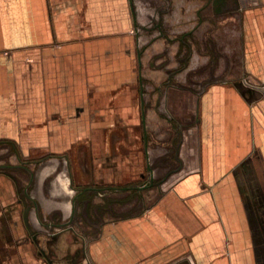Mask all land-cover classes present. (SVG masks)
I'll return each mask as SVG.
<instances>
[{"label":"crops","instance_id":"obj_1","mask_svg":"<svg viewBox=\"0 0 264 264\" xmlns=\"http://www.w3.org/2000/svg\"><path fill=\"white\" fill-rule=\"evenodd\" d=\"M200 1L178 5L188 27L195 7L209 10ZM244 1L234 8L231 0V13L214 18L217 28L199 20L191 48L177 40L174 63L165 0L160 22L149 24L138 0H0V147L36 170L16 165L31 174L29 187L36 183L34 205L18 207L19 225L9 221L11 206L2 208L0 264H50L29 248L42 225L55 226L39 240L55 264H264V0ZM146 31L154 34L144 43ZM158 43L162 52L147 60ZM146 66L165 77L153 81ZM191 67L196 79L184 83ZM123 133L125 141L106 138ZM35 150L66 156L43 164ZM63 164L71 183L82 184L67 216L77 197L99 198L105 186L119 192L111 208L128 202V215L101 223L96 237L78 233L74 217L42 222L59 207L47 192L73 191ZM148 178L161 194L137 186ZM139 189L150 200L143 208Z\"/></svg>","mask_w":264,"mask_h":264},{"label":"rangeland","instance_id":"obj_2","mask_svg":"<svg viewBox=\"0 0 264 264\" xmlns=\"http://www.w3.org/2000/svg\"><path fill=\"white\" fill-rule=\"evenodd\" d=\"M205 0H201V4L204 3ZM258 0H245L244 2H246V4H254L257 3ZM170 2H174V5L170 4ZM168 4V8L170 9L169 11V15L167 19V23H168V29L171 32L170 35L173 37L178 36V31H184L187 29L188 27V16L184 15L183 16L180 14L181 11H179L181 9L180 6H178L180 3H184L183 0H171ZM224 0L219 1L218 3H222L224 4ZM233 4H234V8L236 7V0H232ZM143 0H138V5H140L141 7H144L143 5ZM162 4L161 0H154L152 3H148L147 5H145V7L143 9H145V12L143 13V15L141 16V20L142 23L144 24H149L152 22L153 18L157 16V20L160 22L161 19V13L159 11V7ZM163 4H166L165 2ZM186 8V7H185ZM179 11V12H178ZM158 13V14H157ZM211 12L208 10L207 12H203V14L205 16H208ZM183 14V13H182ZM192 14V13H191ZM153 26V25H152ZM151 27V26H150ZM154 34V33H153ZM152 33H148V31L144 32V38H143V42H148L151 41ZM177 41L174 42H169L168 45V57L170 59V61L172 62H176V58H177V50L180 48H178V45L176 43ZM150 51L149 53H147V60L148 58L152 55V54H157V52H162V46L160 43L156 45H153L152 47H149ZM177 66L171 67L170 68V72H174ZM146 71H144V73H147V76L150 77L152 76V80L154 81H159V79L164 78L165 75L161 76V73H157L154 71L153 74L151 75V72L149 70V66L145 67ZM192 67L190 70H188V72H186V74L182 75L180 78L184 79L183 82L184 83H193L192 81H194V78L196 79V77H194L193 72H192ZM199 77V76H198ZM201 77V76H200ZM179 78V79H180ZM177 78H174L173 81L178 83ZM179 80L180 83H182V80ZM149 87V89H148ZM155 86L149 85L147 86V91L150 93H154L155 92ZM202 88V87H201ZM144 134L142 129H140V127L137 130L136 133V140L138 142V144H141L142 142V138H143ZM112 137L114 138V140L118 139L121 137V140L125 141L128 138V134H114V135H106V138ZM79 152V151H78ZM127 152V150H126ZM82 156V158L86 157V150H82L79 152ZM32 159L38 160V163H44V160L46 158H49L51 156H55V157H65L66 154L64 152L62 153H55L54 152H47L44 150H35L32 152L31 154ZM21 160V161H20ZM22 157L21 154L19 153V151H16V149L13 148H8L5 147L2 149V147H0V165L2 164H7L8 166H13L10 168H4V167H0V223H5L4 221H8V219H6L5 215L1 212L2 208L4 206H11L9 207L11 212V215L9 218V221H14L16 225H19V221L20 219L18 218L20 216V212H19V208L17 206V198H18V194L21 191H25L26 189L29 190V192L32 194V190L33 188L36 186V183H33L30 187H29V181L31 179V174L28 172L27 169H20L18 167H16V165H21V164H25L26 167L28 168L29 166L36 172L34 166H32L33 164H28L29 162L25 163H21ZM38 165V164H36ZM61 168V167H60ZM179 168H181L179 166ZM63 171L64 174H67V187L69 190H73L72 192L67 193L66 191L62 190V189H57L54 190L56 193L55 195H51L49 192H47V194L50 196L51 198V206L53 208V206H59L57 209L52 210L51 214H41V219L42 222H44L45 224L47 223H65L69 220L70 217H74V219L71 221L70 219V225L75 226L76 230L78 233H82V234H87L89 237H96L99 234L102 233V228H101V223H106V222H114V221H118L120 218H124L125 216L128 215L129 213V207H128V202L126 203H121L120 206L116 207L115 209H112L111 207H114V204L111 203V200H113L114 198H119V192L114 191L112 188L109 189L108 186L104 187V191H101L100 194H102V196H99V198H92L91 196L89 197H77L75 199V205H76V212L74 215H69L67 216V214H69V211H71V208L69 209V207H72L73 200L75 198V195L79 194L80 192V187L82 184L77 183L75 181V179H73V182L71 183L69 176L70 173L68 172V168L67 166H62L61 169H59V171ZM22 172H25L24 177L22 176ZM9 173H12L16 179L17 182L13 181L10 177H9ZM47 175V174H46ZM50 177V176H49ZM15 180V179H14ZM48 181V180H47ZM141 181V179H140ZM144 183H139L137 184V186L142 185V189L147 188V191L149 190V188L151 189V187H154L153 189H155V193L156 195L161 194V189H156V182H154L153 180L148 179H144ZM153 181V182H152ZM44 185L48 188V185H50L49 182L44 183ZM108 185H113L112 183L108 184ZM114 185H117L114 184ZM165 186V185H164ZM45 187V189H47ZM117 187V186H116ZM127 186H120L119 188L122 190ZM149 187V188H148ZM142 189H139L137 192V196L139 197V201L137 202V206L138 207H145L146 206V202L148 201L149 203V199L146 196V190L142 191ZM48 191V190H47ZM7 192V194L5 193ZM106 192V193H105ZM92 195V194H91ZM123 198H125V200H128V194H121ZM125 195V196H124ZM74 196V197H73ZM105 196V197H104ZM127 196V197H126ZM88 199V200H87ZM12 216V217H11ZM45 216V217H44ZM4 227V226H3ZM10 227H8V224L6 227H4L5 230V234L8 235V237H12L10 235L11 233V229H9ZM39 230L42 231H46L48 233H53L55 231V226H49L48 228L45 226H41V229L38 228ZM37 230L35 227L32 230L33 232ZM17 234L19 238H22V232L21 230H19L17 228ZM38 231V230H37ZM0 232L2 233V231L0 230ZM25 240L29 241V235L28 233H25ZM100 236V235H99ZM31 250L32 254L37 253L36 248L33 247H29ZM35 262V261H34Z\"/></svg>","mask_w":264,"mask_h":264},{"label":"flooded vegetation","instance_id":"obj_3","mask_svg":"<svg viewBox=\"0 0 264 264\" xmlns=\"http://www.w3.org/2000/svg\"><path fill=\"white\" fill-rule=\"evenodd\" d=\"M167 2V5L169 4V2L171 0H165ZM185 4H194V3H197L198 1L200 0H183ZM219 1H222V0H205L204 3L201 5V6H205L206 9L209 8V11L211 12V14L213 15V17H208V16H205L203 15V13H201L202 11H200V8H196L194 9V14H195V17L197 19L196 21V24L194 26H196L199 22V20L203 23L204 21L205 22H208V24L211 26V28H217V25L214 21V18L216 16H219V15H227V14H230L231 11H232V8H231V0H224V4L222 3H218ZM170 4L174 5V2H170ZM169 11L170 9L169 8H165L163 11H162V15H163V21H166V18L167 16L169 15ZM185 11V10H184ZM194 26H191V27H188L186 30L184 31H178V36L176 37H173L170 35V31L168 29V26H166L164 29H163V33L166 37V40L172 42V41H180L182 46L183 47H186V48H191V42L194 43V40L192 39V36H193V27ZM208 46V44H207ZM145 174L142 173L141 177H143ZM13 180L14 182L16 181L17 182V179L15 177H13ZM17 206L20 207L21 206H24V207H30V206H33L34 203L33 201L31 200L30 198V193H29V190L26 189L25 191H21L19 192L18 194V198H17ZM72 221V220H71ZM70 221V222H71ZM43 234V235H42ZM45 232H41V231H37L36 233H33V236H32V239L34 241H38L37 243V254L44 257L50 264H55V261L52 259L50 253L48 252V250L43 246L42 243H40V239L42 236H46L44 235Z\"/></svg>","mask_w":264,"mask_h":264}]
</instances>
